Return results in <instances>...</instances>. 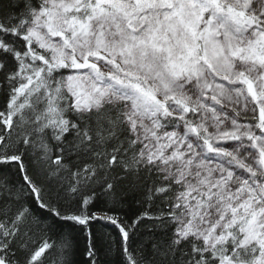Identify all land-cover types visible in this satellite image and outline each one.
<instances>
[{"label": "snow or ice", "instance_id": "obj_1", "mask_svg": "<svg viewBox=\"0 0 264 264\" xmlns=\"http://www.w3.org/2000/svg\"><path fill=\"white\" fill-rule=\"evenodd\" d=\"M0 264H264V0H0Z\"/></svg>", "mask_w": 264, "mask_h": 264}]
</instances>
